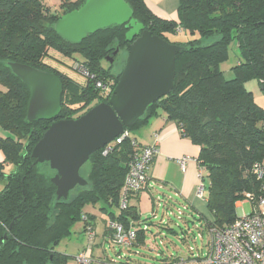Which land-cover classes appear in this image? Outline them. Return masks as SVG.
Segmentation results:
<instances>
[{
	"label": "trees",
	"instance_id": "16d2710c",
	"mask_svg": "<svg viewBox=\"0 0 264 264\" xmlns=\"http://www.w3.org/2000/svg\"><path fill=\"white\" fill-rule=\"evenodd\" d=\"M84 2L60 0V7L54 10L50 0H0V126L6 131L0 136V181L4 182L0 190V264H62L68 256L56 250L59 242L81 220L85 229L93 226L88 205L103 202L120 208L122 186L134 158L131 139L137 138L131 133L114 151L92 154L86 163L90 166L87 178L81 170L88 184L73 189L74 196L72 190L67 198H58L51 180L56 172L32 156L33 147L52 121L27 119L29 90L10 66L19 62L60 77L61 119L77 118L95 104L108 101L122 72L115 73L113 63L122 49L128 52V28L112 25L80 43L63 39L55 23L63 11L78 9ZM126 2L134 18L152 34L171 42L167 34L182 27L190 35L186 42H171L181 46L173 90L151 104L127 130L134 132L161 110L174 120L200 147L197 160L203 181H208L207 203L214 216L208 226L227 227L239 217L238 201L248 194L255 201L264 196V108L246 87V82L257 79L264 88V0H180L177 19L157 15L146 0ZM232 45L238 60L232 67L233 77L227 78L222 64L229 59ZM117 47L120 50L114 55ZM61 56L71 60L62 63L67 69L77 70V64L86 68L89 76L85 81L50 62H62ZM110 56L114 62L104 65ZM98 81L112 85L109 95L102 93ZM258 166L262 176L256 171ZM140 219L137 208L128 202L113 220L129 228ZM107 229L111 238L109 225ZM137 234L143 242L145 231L138 229Z\"/></svg>",
	"mask_w": 264,
	"mask_h": 264
},
{
	"label": "water",
	"instance_id": "95a60500",
	"mask_svg": "<svg viewBox=\"0 0 264 264\" xmlns=\"http://www.w3.org/2000/svg\"><path fill=\"white\" fill-rule=\"evenodd\" d=\"M112 25L128 28V57L108 101L92 106L77 118H59L63 83L54 72L27 64L10 63L13 73L29 90L27 119L52 121L32 150L38 163L55 171L52 182L58 198H67L77 186L88 181L81 170L92 154L114 141L142 117L154 102L174 87L176 56L181 46L152 34L134 18L126 0H85L73 11H63L55 23L63 39L80 43L89 35ZM120 48L117 47L114 55ZM110 63L114 57L106 58Z\"/></svg>",
	"mask_w": 264,
	"mask_h": 264
},
{
	"label": "crops",
	"instance_id": "0c3cea01",
	"mask_svg": "<svg viewBox=\"0 0 264 264\" xmlns=\"http://www.w3.org/2000/svg\"><path fill=\"white\" fill-rule=\"evenodd\" d=\"M146 1L157 15L169 19L178 18L177 11L180 0ZM246 87L253 92L256 103L264 108V88L260 81L250 80L246 82ZM131 133L142 144H157L158 146V152L147 172L146 186L141 192L133 194L129 200V205L135 206L141 216L139 221H132L129 228L142 229V225L146 223L148 230L145 231V240L139 242L136 239L130 246L114 247L115 243L111 241L107 225L109 221L117 219L121 209L103 202L88 205L87 211L94 217L93 227L96 233L95 240L91 245L93 258L91 264H204L201 261L202 257H195V255L202 256L209 251L211 233L208 222H213L214 216L208 208L206 181H204L203 194L200 195L198 192L200 166L197 159L200 147L185 136L177 123L168 119L162 110ZM5 134L6 131L0 126V136ZM183 156L189 157L184 169L179 162ZM2 160L3 154L0 151V162ZM1 189L2 184L0 183ZM172 204L181 205L183 213L179 214L181 216L177 218L184 220L183 224L173 222L165 215H161L162 219H159L157 223L148 220L151 215L158 220L157 210L159 208L169 209ZM253 205V202L248 199L238 201V216L251 213ZM168 213L172 215V213ZM79 223L81 226L78 225ZM153 223L155 227H153ZM174 223L181 227L180 233L174 229ZM164 232L178 235L187 246L186 250L176 244L173 249H153L148 236L152 238L163 235ZM190 235H193V238ZM189 238L192 241L201 239L200 246H189ZM88 244L85 223L84 220H81L74 225L71 235L61 240L56 247L58 252L68 256V259L62 264H79L75 257L81 251L86 250ZM144 248L155 251L156 256L145 254L142 252Z\"/></svg>",
	"mask_w": 264,
	"mask_h": 264
},
{
	"label": "built area",
	"instance_id": "2783aa9c",
	"mask_svg": "<svg viewBox=\"0 0 264 264\" xmlns=\"http://www.w3.org/2000/svg\"><path fill=\"white\" fill-rule=\"evenodd\" d=\"M51 2L53 0H50ZM184 32L182 27L176 28V34ZM77 71L84 69L79 65ZM86 70V69H85ZM87 75L89 72L86 70ZM97 86L101 88L104 95H109L112 91L111 84H104L100 81ZM131 132L125 130L123 134L118 136L114 141L105 145L101 150L103 154L114 151L117 144L121 143L125 138L130 136ZM131 143L134 147V158L129 163V169L124 179L121 190L120 208L124 209L128 206L129 196L141 192L148 182V169L152 164L157 152L158 146L145 145L137 139L132 138ZM188 156L179 159L182 168H185ZM256 171L262 176L263 170L258 166ZM200 184L198 192L203 194L205 183L203 181V170L199 171ZM246 199L253 202V211L249 214H242L231 225L224 228H210L211 240L209 251L200 256L204 264H264V196L255 201L253 195L248 194ZM182 214L181 209L178 210ZM108 225L112 230L111 241L121 246H130L137 239V230L126 228L117 220L109 221ZM144 231L148 230V225L144 223L141 227ZM88 237V247L76 255L79 264H91L93 261L91 254V243L95 240V230L93 226L86 227Z\"/></svg>",
	"mask_w": 264,
	"mask_h": 264
},
{
	"label": "rangeland",
	"instance_id": "374dc122",
	"mask_svg": "<svg viewBox=\"0 0 264 264\" xmlns=\"http://www.w3.org/2000/svg\"><path fill=\"white\" fill-rule=\"evenodd\" d=\"M59 3H60V0H53V8H54V10H57L60 7ZM167 36H168V38H169V40L171 42H186V41H188L190 39V35L188 33H186L185 31L181 32L179 34L169 33V34H167ZM127 57H128V52L126 51V49H122L120 51V54L117 56L116 61L113 63L114 64L113 71L115 73H119L121 70H123L122 69L123 63H124V60L127 59ZM60 59L62 60V62L55 61V60H52V61L50 60V62L55 67H58L59 69H61L63 71H66L70 76H72V77H74V78H76L78 80L85 81V79H86L85 75H87L86 70H85L86 68L83 67L84 69H81L79 71H77L75 69H72V68L71 69H67L66 66L63 65L62 63H68L69 64L71 62V60L69 58H67V57H62V56H61ZM237 60H238V52H237L235 46L232 45L231 48H230L229 59L222 64V69L224 70L225 76L227 78L233 77L232 67L235 65ZM109 63L110 62H108L106 60L104 61V65H106V66H108ZM79 65L80 64H77V68H79ZM252 80H256V79H252ZM89 168H90L89 164H86L82 168V174H83V176L85 178H87L88 175H89V170H90ZM9 170L10 169L8 167L5 169L6 172H9ZM0 183L2 184V187H3L4 186V182L0 181ZM206 185H208V181H206ZM75 193H76V190H73L71 192L72 196H74ZM181 208L182 207L179 204H172V207L169 208V209H166V210L164 208H159L157 210V216L159 217L158 220H156V217H154L153 215L149 216L148 220L149 221H154L155 223H157L159 221V219H162L161 215L162 216L165 215L166 218L171 219L173 222H181V224H183L184 220L177 218V217L181 216V215H179V211H178ZM168 212L172 213V215L171 214L169 215ZM166 214L169 215V216H167ZM78 225L81 226L80 223ZM153 227H155V224L153 225ZM173 227H174V229H176V231L178 233L181 232V227L180 226H176L175 223H174ZM154 231H156V230H154ZM195 234H197V232H195ZM190 236L192 237L193 235H190ZM148 239L151 241V246L155 250H167L168 248L173 249L174 244H176L177 246H179L183 250H186V248H187V246L182 242V240L179 238L178 235H174V234H170V233L167 234V232H164L163 235H157V236L152 237V238H150L148 236ZM193 241L189 238V240H188L189 246H192V247L200 246L201 239H198V240H196L194 242ZM91 245H92V243H91ZM119 246H121V245L114 244V247L118 248ZM142 252H144L145 254H149L151 256H156V252L155 251H151L148 248L147 249H145V248L142 249Z\"/></svg>",
	"mask_w": 264,
	"mask_h": 264
}]
</instances>
